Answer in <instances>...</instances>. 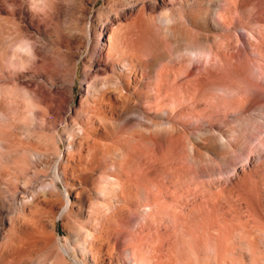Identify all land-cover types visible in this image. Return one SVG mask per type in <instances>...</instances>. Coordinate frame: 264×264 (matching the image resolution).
Returning <instances> with one entry per match:
<instances>
[{
  "label": "bare ground",
  "instance_id": "obj_1",
  "mask_svg": "<svg viewBox=\"0 0 264 264\" xmlns=\"http://www.w3.org/2000/svg\"><path fill=\"white\" fill-rule=\"evenodd\" d=\"M27 1L32 15L41 26L46 27L45 32L51 29L61 32L56 25L53 24V28L49 26L56 19L57 12L64 7L62 0ZM89 1L91 0H69L66 6L82 15ZM199 1L160 0L157 3L156 0H111V5L99 10V17L107 18L108 21L106 25L100 24L97 31L92 30L91 43L96 50L103 51L102 47L104 48L105 59L88 58L102 65L98 63L91 70V63L87 62L83 74L101 81L102 85L96 90H93L92 84L87 86V93H93V98L81 100L75 110V118L81 124L80 130L75 132L79 139L78 147L86 149L84 164L92 168L101 163L106 168L105 174L98 178L85 172L86 177L91 180L94 195L102 199V202H98L87 195L92 224L84 231L83 246L79 248L90 253L92 261L96 258L94 251L116 241L121 252L128 253L130 264H153L142 251L143 238L138 236L143 229L158 232L163 219L170 220L171 213L167 208L159 207L156 202L155 206H150L141 213L132 211L129 206L142 204L141 200L148 196L150 190H174L178 187L187 190L207 189L195 177L194 167L188 163L185 136L191 125L189 119L210 120L211 115L217 111L227 112L238 107L243 101V95L249 94L252 87L244 72L233 66L232 60L222 53L223 47L232 46L239 54L235 59L239 63L243 61L246 66L248 56H256V71L264 88V0H258L263 5L255 13V22L245 26L251 35L246 32L244 47L237 43L239 35L236 28H243L238 15L239 2L223 0V5L214 11L203 8L206 12L198 15L192 8ZM129 4L131 6L127 8ZM20 8L19 1L15 0L11 9L4 10V14L0 15V176L9 174L11 170L26 176L33 158L31 153L33 156L43 155L42 148L50 149L53 154L58 155L59 140L54 134H40L43 146L38 143L23 145V142L16 139L11 128L18 123L29 128L33 114L42 115L51 127L56 125V120L73 95L72 85H57L66 80L62 76L64 72L72 73L75 69L74 66L67 68L63 63L74 59L81 43L80 35L60 40V35L57 34L53 39L54 45H57L46 50L35 36L42 27L40 29L31 22L23 23ZM202 21L219 25L220 35L211 44L204 37L199 40L194 36L197 34L193 29L201 27ZM93 22L95 20L91 23ZM104 26L108 28L106 45H102L100 41ZM179 46H183L186 54H193L194 58L203 56V60L195 63L193 58L186 56L176 66L168 57ZM259 47L263 48L261 52L258 51ZM185 63L186 77L189 78L181 81L180 86L185 95L179 97L172 91L174 86L170 83V77L178 73L180 66ZM150 66L153 67L149 68ZM118 67L123 72L114 76ZM149 69L152 71V78L146 75L151 80L147 86L146 82L142 84L146 86L145 93H142L145 106H139L132 101L130 81L138 74L143 76ZM22 71L30 74V78L21 79L25 76ZM194 72L197 74L192 76ZM206 82L218 85L224 83L230 91L227 95L203 97L200 88ZM142 95L135 93L137 97ZM139 109L146 113L147 119L152 115L163 116L167 119L165 123L168 126L164 129L155 128L147 133L135 128L127 136H121L120 131L128 125L126 122L130 113ZM115 111L126 114L127 117L120 118L115 124L111 120ZM161 124L163 123L159 121H151V124L145 126L150 128ZM106 139H111V143L101 142ZM74 140L69 141L73 149ZM73 156L72 151L67 153L66 166ZM144 159L155 162L156 168L151 175H144L141 170ZM66 166L64 163L60 165L62 170L51 182L50 190L59 188L57 180L65 178ZM27 182L28 180L25 181ZM234 183L254 190L252 184L249 187L243 180L237 179ZM11 187L16 190L17 183H12ZM45 188L41 189L46 190ZM221 189L222 187H218L216 190ZM41 194L38 189L29 193L28 199L23 197L25 202L20 207V214L3 221L5 231L0 241V264H18L34 250L51 246L54 237L45 230L44 213L40 207L44 201ZM1 205L0 196V215L4 208ZM70 208L67 206L65 211ZM48 213L53 214V208ZM127 226L131 228L129 231ZM55 264L67 263L60 257L55 260Z\"/></svg>",
  "mask_w": 264,
  "mask_h": 264
},
{
  "label": "rangeland",
  "instance_id": "obj_2",
  "mask_svg": "<svg viewBox=\"0 0 264 264\" xmlns=\"http://www.w3.org/2000/svg\"><path fill=\"white\" fill-rule=\"evenodd\" d=\"M13 1L15 0H0V15L4 14V10L11 9ZM17 1H19V8L21 7L20 15L23 17V23L31 22L40 29L42 27L41 30L39 29V34L35 33V36L39 38V43L44 45L46 50L57 45L53 42L57 34L60 35V40L80 35L81 43L74 59L63 63L65 67L74 66L75 69L72 73L65 74L64 72L62 76L66 77V80L58 82L57 85H72L71 94L73 95L56 120L55 128L51 127L42 115L35 114L32 115L29 128H24L25 126L21 123L11 128L16 139L23 142V145L38 143L43 146V141L39 139L40 134H54L59 140L60 149L58 155L53 154L50 149L44 150L43 148V155L33 156L31 153L33 158L27 168L26 176L17 174L13 170L3 175L4 177L0 176L1 206L4 207L2 213L4 215H0L2 218L0 241L5 231L3 221L6 222L7 218L20 214V209L25 202L23 197L28 199L29 193L39 189L44 199L40 207L44 213L45 230L51 232L54 239L51 246L34 250L26 257L27 259H22L18 264H55V260L60 257L67 264H130L128 253L121 252L120 245L116 241L94 251L96 256L94 261L90 253L79 248L83 246L84 231L88 230L92 224L89 219L90 203L87 195L102 202V199L96 197L91 190V180L86 177L85 172L88 171L93 178H98L105 174L106 168L101 163L93 165L92 168L84 164L86 149L78 147L79 139L75 132L80 130L81 124L75 118V110L81 100L93 98V93L88 95L87 86L92 84L93 90H96L102 85L101 81L91 76L85 77L83 70L87 62L91 63L89 65L91 70L101 64L95 60H88V58L105 59L104 48L102 47L103 51L99 49L97 51L91 43V35L92 30L97 31L100 24L106 25L108 19L99 17L98 13L101 8L111 5V0L89 1L86 8L89 10H84L85 13L83 11L82 15L80 12L67 8L66 4L69 0H62L64 7L57 12L56 19L49 26L53 28V24L56 25L60 33L54 29L45 32L46 27L41 26L30 12L28 1ZM237 1L239 2L238 15L243 25V28H236V33L239 35L237 43L244 47L247 40L246 32H248L245 26L255 22V13L259 7H262L263 2L258 0ZM156 2L160 3V0ZM221 5H223V0H200L192 9L200 15L207 9L214 11ZM130 6L131 4L127 8ZM92 20L96 23L92 24ZM193 30L197 34L194 35L195 38L200 40L204 37L209 40V44L214 39H218L220 35L217 23L206 24L202 21V26ZM248 34L251 35L249 32ZM107 36L108 28L104 26L100 36L102 45L107 44ZM62 47L65 49V46ZM261 49L263 48L259 47L258 51ZM222 53L227 59L232 60L233 66L244 72L252 87L250 92L248 91L249 94L243 95V101L238 107H233L227 112L217 111L211 115L210 120L189 119L191 125L185 136L188 163L194 167L195 177L207 189L187 190L178 187L174 190H150L148 196L143 201L141 200L142 204L129 206L132 211L141 213L142 210L155 206L156 202L159 207L167 208L171 213L170 220L163 219L162 227L158 232L143 229L138 236L143 238L142 251L147 254L153 264H264V88L256 71V56L252 54L251 57L248 56L246 66L243 61L239 63L237 58L235 59L239 54L232 46L223 47ZM186 56L193 58L195 63L201 62L204 58L203 56L194 58L193 54H186L185 48L179 46L170 53L168 59L173 60L172 63L178 66L177 63ZM186 67L187 64H183L178 69V73L170 77V83L174 86L172 91L179 97L185 95L180 86L181 81L189 78L186 77ZM150 70H146L143 76L138 74L130 81L132 101L139 106H145L142 93H145L146 84L151 80L152 71ZM22 72L25 76L21 79L30 78V74L26 71ZM122 72L123 69L118 67L113 75L116 76ZM195 72L192 76L197 74ZM146 75L150 77L147 78ZM144 83L146 86L142 85ZM229 91L230 88L224 83L218 85V83L206 82L200 88L203 97L216 94L227 95ZM137 92L142 97L135 96ZM145 115L146 113L141 109L131 112L126 122L128 125L120 131V135L127 136L135 128L147 133L155 128L164 129L168 126L165 123L167 119L163 116L152 115L147 119ZM111 116L115 124L120 121V118L127 117L119 111H115ZM151 121H159L163 124L147 128L145 124H151ZM71 135L74 137L71 138ZM71 139H75L74 149L69 143ZM101 142L111 143V139L101 140ZM212 143L216 144V147ZM222 150L223 152L225 150V153ZM70 151L74 153V156L66 166L65 158ZM62 163L66 166L65 178L60 177L57 180L59 184L57 190H50L51 182L62 170L60 167ZM155 168L153 161L148 162L144 159L141 163L144 175H151ZM237 179L243 180L249 187L252 184L254 190L246 189L247 186L243 184H233ZM27 180L28 182L25 183ZM15 182L18 187L13 190L11 185ZM44 187L46 190H42ZM218 187L222 189L216 190ZM67 206L71 208L65 211ZM51 208H53V214L48 213ZM130 229L127 226V231ZM100 243L104 244V242Z\"/></svg>",
  "mask_w": 264,
  "mask_h": 264
}]
</instances>
